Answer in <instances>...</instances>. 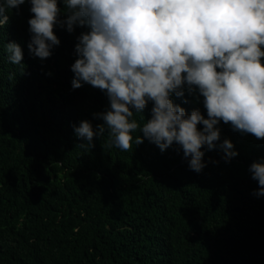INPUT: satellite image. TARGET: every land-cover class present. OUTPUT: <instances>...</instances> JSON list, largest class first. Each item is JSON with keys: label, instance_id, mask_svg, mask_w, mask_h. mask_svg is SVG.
Masks as SVG:
<instances>
[{"label": "trees", "instance_id": "trees-1", "mask_svg": "<svg viewBox=\"0 0 264 264\" xmlns=\"http://www.w3.org/2000/svg\"><path fill=\"white\" fill-rule=\"evenodd\" d=\"M30 8L11 9L0 30V264H264V196L248 170L264 162V139L219 122L199 173L175 143L163 152L147 138L135 145L139 129L130 151L104 148L107 132L81 149L74 126L88 120L95 131L103 121L94 114L110 107L99 89L71 85L88 29L57 24L60 44L41 60L27 47ZM9 42L20 45L21 65L9 62ZM171 99L207 118L198 93ZM151 108L132 119L142 126ZM224 139L238 153L229 162Z\"/></svg>", "mask_w": 264, "mask_h": 264}, {"label": "clouds", "instance_id": "clouds-1", "mask_svg": "<svg viewBox=\"0 0 264 264\" xmlns=\"http://www.w3.org/2000/svg\"><path fill=\"white\" fill-rule=\"evenodd\" d=\"M25 2L0 0V30L7 13ZM28 2L33 57L49 58L60 44L57 24L69 33L88 29L77 37L71 85L99 89L110 107L94 114L103 121L95 131L88 120L74 126L81 149L90 150L93 138L107 132L104 148L130 151L131 134L139 129L143 137L135 145L147 138L163 152L175 143L199 173L206 166L201 149L212 150L220 139L219 122L264 139V0H59L62 20L58 0ZM3 46L9 62L21 65L20 45ZM185 91L203 97L207 118L198 108L186 113L173 103L171 97ZM149 102L151 116L141 126L132 118ZM219 147L225 162L238 155L228 139ZM248 170L258 184L254 195L264 196V162H252Z\"/></svg>", "mask_w": 264, "mask_h": 264}]
</instances>
